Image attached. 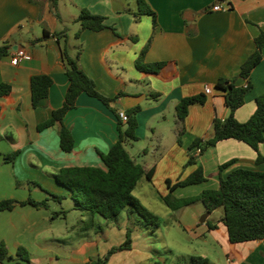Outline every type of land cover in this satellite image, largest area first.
Instances as JSON below:
<instances>
[{
	"label": "crops",
	"instance_id": "crops-1",
	"mask_svg": "<svg viewBox=\"0 0 264 264\" xmlns=\"http://www.w3.org/2000/svg\"><path fill=\"white\" fill-rule=\"evenodd\" d=\"M147 2L157 14L155 31L150 15H143L135 22L137 0H60V19L51 12L48 0H0V45L10 46L9 54L0 60V85L11 86V93L0 97V199L43 201L51 198L48 192L71 198L70 190L53 174L66 167L106 169L98 151L108 152L119 140L117 113L137 106L141 107L137 114L139 140L126 142V148L150 172L151 178L144 176L136 189L142 183L145 191H152L160 198L166 196L170 192L169 182L174 185L196 169L197 164L188 163L192 156H197L207 180L174 188L172 194L177 198L218 188L220 166L231 160L234 162L221 172L222 177L237 168L264 172V162L257 163L258 153L244 142L221 141L202 154L198 153V147L192 146L196 139L207 140L213 136L216 117L224 120L231 113L215 83L220 78H228L236 79L239 86L246 84L239 75L240 69L255 51V37L264 28V0ZM214 5H221L223 10L213 11ZM83 7L105 16L108 28L97 32L84 30L76 39L79 24L76 23L78 28L73 33L70 24L75 23L78 8ZM209 7L211 10L206 11ZM45 27L51 35L42 39ZM65 27L71 54L82 48L80 65L94 80L97 90L111 98L122 92L111 107L86 93L78 97L76 107L64 118L75 140L71 152L62 150L56 126L38 129L53 110L62 106L68 88L60 43L53 36ZM134 36L136 41L130 38ZM150 39L146 62L167 63L158 74L141 72L135 64ZM18 49L30 54L31 59L14 65L12 57ZM39 74L51 76L53 84L48 97L34 106L31 80ZM250 81L253 87L235 114L240 122L250 118L256 109V98L264 93V58L252 71ZM207 86L213 88V93L208 95L205 104L190 106L179 143L176 106L184 97L205 93ZM121 127L126 128L124 122ZM17 151L14 161H6L7 155ZM259 152L264 154V143L260 144ZM176 212L179 223L201 229L204 237L210 234L226 254L227 264H264V240L234 244L228 238L227 229L219 239V226L211 221L214 211L201 221L208 213L202 202ZM56 213L49 202L48 207L28 204L0 211V241L6 243L11 256L7 260L25 263L17 255L18 249L24 247L31 254L32 264H88L92 257L87 245L73 244L67 249V256L62 253L66 251L63 242L72 235L59 222L68 215ZM119 230L123 236L122 229ZM112 247L109 243L99 252L107 253ZM124 251L127 250L111 255L107 264L112 259L123 264L127 257L121 261L117 255ZM7 260L0 264H6Z\"/></svg>",
	"mask_w": 264,
	"mask_h": 264
},
{
	"label": "trees",
	"instance_id": "trees-1",
	"mask_svg": "<svg viewBox=\"0 0 264 264\" xmlns=\"http://www.w3.org/2000/svg\"><path fill=\"white\" fill-rule=\"evenodd\" d=\"M39 2V0H31ZM51 12L60 19V0H48ZM138 10L134 12V20L138 23L143 15H150L153 21L154 31L158 27L157 14L149 5L147 0H137ZM78 16L74 20L79 24L75 33V38L79 39L84 30L102 31L108 28L106 17L95 14L88 8H78ZM211 10L210 7L206 11ZM42 14L40 15V19ZM115 32V28H113ZM51 35L50 31L44 28V38ZM61 47L62 59L65 65V72L69 81L68 88L60 108L52 111L51 116L38 129L56 126L60 137V146L63 151L71 152L74 149V136L72 130L65 124L66 114L76 107L78 97L86 93L97 98L106 106L111 107L117 101L122 92L116 97H107L101 94L94 80L87 75L80 65L82 48L78 47L75 54H71L69 48V36L67 27L53 33ZM136 41V36L130 37ZM151 39L141 51L136 59V67L141 72L158 74L166 65V62L148 63L145 60L149 50ZM255 51L244 61L240 69V77L246 81V85L239 86L236 79L220 78L215 83V89L223 93L225 104L231 110L228 118L221 120L214 119V134L210 139H196L192 146L200 148V154L209 147L217 145L221 141L234 139L241 141L253 148L257 153L256 162H264V154L259 152L260 144L264 143V93L256 98V109L250 118L245 122H240L235 114L246 100V95L252 89L250 77L252 71L264 58V28L255 37ZM10 46L6 43L0 45V60L9 54ZM53 84L51 76L39 74L32 77L31 92L32 102L37 106L42 99L49 95L50 87ZM11 93V86L0 85V97L8 96ZM208 100L206 93L184 97L176 106L177 121L180 125L178 130V142L181 143V136L184 132V121L189 114L190 106L193 104H205ZM141 107L137 106L125 111L128 115L125 129H122L123 121L117 113L120 124V138L106 153L98 151L104 162L106 169L93 166L66 167L57 170L53 175L55 179L70 190V197L75 202V209L86 213L89 217L88 226L95 225L96 215H100L108 220L117 222L120 214L131 210L138 213L148 225L159 226L161 219L158 215L150 211L134 194L136 186L140 180L146 176L151 178L144 166L137 163L126 148V142L138 141L136 133L138 128L137 114ZM7 155L6 161L12 162L16 155ZM231 160L220 166V184L215 189H205L200 194L191 197L177 198L172 191L176 187H184L205 182L207 177L202 164H198L197 156L189 158V164H197L196 169L185 179L172 185L169 182L170 192L162 197L163 202L173 211L202 202L207 212L223 208L224 214L221 221L227 229L228 238L231 243H243L254 240H264V172L245 168H237L231 171L226 177L221 176V172L230 166ZM39 185L38 183H35ZM50 199L61 202L64 196L49 193ZM47 198L37 201L29 198L25 201L17 199H0V211L12 210L17 206L32 205L35 207H48ZM65 213L57 212L56 215ZM55 214H52L54 217ZM210 224V221H207ZM213 227V225L211 226ZM132 247L131 230L128 229L126 240L112 247L103 257L91 259L88 264H107L111 255L117 251L130 250ZM18 258L25 264H32L30 252L20 247L17 252ZM11 259L9 250L4 241H0V261ZM194 263H206V259L194 258Z\"/></svg>",
	"mask_w": 264,
	"mask_h": 264
},
{
	"label": "rangeland",
	"instance_id": "rangeland-1",
	"mask_svg": "<svg viewBox=\"0 0 264 264\" xmlns=\"http://www.w3.org/2000/svg\"><path fill=\"white\" fill-rule=\"evenodd\" d=\"M70 27L73 33L78 24L72 23ZM144 188L145 185L140 183L135 190V196L140 197L145 206L160 217L159 226L148 225L138 213L131 210L122 212L117 222L96 215L95 225L88 226L89 217L82 216V213L75 209L72 198L62 199L61 202L49 200L51 209L57 212L65 210L68 215L66 220L59 221L65 224L68 233L72 235L71 239L63 242L66 251L62 253L67 256V249L73 244L76 247L87 245L93 259L103 257L106 253L100 254L101 248L109 243L113 246L119 245L125 240L127 229H130L132 248L117 255L121 261L127 257L123 264H204L194 263V258L206 259L205 264H227L226 254L210 234L204 237L201 229L188 228L179 223L178 213L172 211L160 196L154 195L152 191H145ZM223 214V208H219L211 215L212 223L219 226V239L221 232H226V227L221 221ZM119 229H122L123 236L119 235ZM18 262L7 260L6 264ZM110 264L117 263L112 259Z\"/></svg>",
	"mask_w": 264,
	"mask_h": 264
},
{
	"label": "built area",
	"instance_id": "built-area-1",
	"mask_svg": "<svg viewBox=\"0 0 264 264\" xmlns=\"http://www.w3.org/2000/svg\"><path fill=\"white\" fill-rule=\"evenodd\" d=\"M212 10L213 11H220V10H223V7L221 6V5H214L213 7H212ZM31 59V55L30 54H28L27 52H25L23 49H18V50H16L15 52H14V55H13V57H12V63L14 64V65H17V64H19L22 60H30ZM246 85V84H245ZM205 93L207 94V95H210V94H212L213 93V88L212 87H210V86H207L206 88H205ZM119 116H120V118H121V120L123 121V122H127V120H128V115H127V113L125 112V111H122V110H120L119 111ZM201 151H200V148H198V153H200Z\"/></svg>",
	"mask_w": 264,
	"mask_h": 264
},
{
	"label": "water",
	"instance_id": "water-1",
	"mask_svg": "<svg viewBox=\"0 0 264 264\" xmlns=\"http://www.w3.org/2000/svg\"><path fill=\"white\" fill-rule=\"evenodd\" d=\"M229 115H230V114H229ZM229 115L227 116V118L229 117ZM207 215H209V212H208V213H206V214L204 215V217L201 219V221H205V219H206Z\"/></svg>",
	"mask_w": 264,
	"mask_h": 264
}]
</instances>
